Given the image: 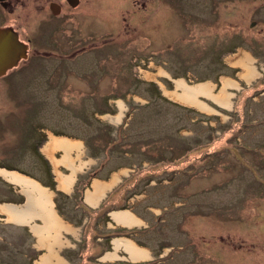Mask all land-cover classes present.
<instances>
[{
    "label": "rangeland",
    "instance_id": "rangeland-1",
    "mask_svg": "<svg viewBox=\"0 0 264 264\" xmlns=\"http://www.w3.org/2000/svg\"><path fill=\"white\" fill-rule=\"evenodd\" d=\"M62 1L0 8V169L58 219L0 174V264H264V0Z\"/></svg>",
    "mask_w": 264,
    "mask_h": 264
},
{
    "label": "bare ground",
    "instance_id": "bare-ground-1",
    "mask_svg": "<svg viewBox=\"0 0 264 264\" xmlns=\"http://www.w3.org/2000/svg\"><path fill=\"white\" fill-rule=\"evenodd\" d=\"M236 60H237V64H239L243 68V71H244L243 75L246 76V78H249L248 80H250L254 76L255 72H254V69L249 66V64L251 62V58L249 57V55H247L245 53H241L236 57ZM183 83L184 82L179 81V82H177V85L179 87H183L184 86ZM166 94L168 96L172 95L174 98L182 101L183 103H187V104L192 103L194 106L198 107L201 110H203V108H206V106L203 105L202 102H199L196 100L197 95H199V94L205 95L206 94L205 93V87L203 85H198L195 88L187 87L186 89H184V92L181 95L169 94V93H166ZM217 102H219L221 104L223 102L227 103L228 101H225V99H223V100L217 99ZM226 103H224V104H226ZM120 110H121V113L124 110V107L122 104H120ZM120 116L121 115L118 116L117 120H119ZM69 145H70V142L64 138H54L46 146L44 152L46 150L48 151L49 149H56L58 147H67ZM64 162H65V159H64ZM0 174L9 180L19 181V182L21 181V182L27 183L28 185H31V190L37 191V193H39L40 197L42 198L41 201L44 202L45 205H47V213H48L47 218L49 220V227L50 228L56 227L58 219L55 216L54 212L51 210L52 204H51V201L49 199V193L46 190L42 189L39 186V184L36 183L35 181H33L32 179H29V178L24 177L22 175H18L15 172H8L6 170L0 169ZM61 180H62L64 185L69 187L71 185V182H73V180H74V174L72 173L69 176H62ZM1 208L6 210L5 206H3ZM10 219H12V218L10 217ZM41 264H42V262H41Z\"/></svg>",
    "mask_w": 264,
    "mask_h": 264
},
{
    "label": "water",
    "instance_id": "water-1",
    "mask_svg": "<svg viewBox=\"0 0 264 264\" xmlns=\"http://www.w3.org/2000/svg\"><path fill=\"white\" fill-rule=\"evenodd\" d=\"M71 6L77 3V0H68ZM53 11L54 5L50 6ZM26 45L20 42L17 34L11 28H0V75L6 69L13 67L17 61L24 56Z\"/></svg>",
    "mask_w": 264,
    "mask_h": 264
},
{
    "label": "flooded vegetation",
    "instance_id": "flooded-vegetation-1",
    "mask_svg": "<svg viewBox=\"0 0 264 264\" xmlns=\"http://www.w3.org/2000/svg\"><path fill=\"white\" fill-rule=\"evenodd\" d=\"M62 3V5H60V6H54L53 7V11L55 12V13H57V14H53L54 15V17L55 18H57L58 19V21L59 22H64L66 19H68V18H71L72 17V15L69 13V7H70V5L68 4V1L67 0H64V1H62L61 2ZM0 8H2L3 9V12L5 13V14H7V15H10L11 13H10V11H11V9H10V4H9V2H8V0H3V1H0ZM71 9H74L73 7H70ZM49 10H50V7H49ZM52 10H50V15H52ZM2 14V13H1ZM0 17H2V16H0ZM67 21V20H66ZM45 21L44 20H41L40 22H39V25H38V27H40V26H42L43 25V23H44ZM3 26H4V24H3ZM3 28H10V27H8L7 25H5ZM18 37V36H17ZM26 41L27 42H30V39L29 38H27L26 39ZM25 44V43H24ZM26 45V44H25ZM28 47H29V45H28ZM26 54H27V51H26ZM28 55V54H27ZM58 55V54H57ZM68 54H66L65 56H67ZM75 55H77V52H75V53H73L72 54V57H74ZM26 56V55H25ZM33 57V56H32ZM31 57V55H30V57H29V55H28V57L26 58V59H31L32 58ZM24 60H25V58H24ZM27 64H29V62L27 63Z\"/></svg>",
    "mask_w": 264,
    "mask_h": 264
},
{
    "label": "trees",
    "instance_id": "trees-1",
    "mask_svg": "<svg viewBox=\"0 0 264 264\" xmlns=\"http://www.w3.org/2000/svg\"><path fill=\"white\" fill-rule=\"evenodd\" d=\"M233 36H235V34L233 35ZM236 39V38H235ZM248 44V43H247ZM56 135H58V134H56ZM61 135V134H60ZM44 161V160H43ZM44 163L46 164V160L44 161ZM46 166V165H45ZM0 168H3L2 166H0ZM7 170H14V169H12V168H6ZM46 172H47V174H48V176L49 177H52V175H51V173L49 172V169H47L46 168ZM21 174H24V173H22L21 172ZM27 175V174H26ZM28 176V175H27ZM30 178H33V177H30ZM52 190H54L53 188H54V185L53 186H51L50 187Z\"/></svg>",
    "mask_w": 264,
    "mask_h": 264
}]
</instances>
